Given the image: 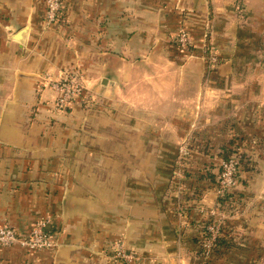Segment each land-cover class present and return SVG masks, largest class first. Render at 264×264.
I'll list each match as a JSON object with an SVG mask.
<instances>
[{
  "label": "crops",
  "instance_id": "crops-1",
  "mask_svg": "<svg viewBox=\"0 0 264 264\" xmlns=\"http://www.w3.org/2000/svg\"><path fill=\"white\" fill-rule=\"evenodd\" d=\"M44 10L43 0H0V226L25 233L49 216L56 242L34 251L0 246V264H121L108 256L118 239L147 258L141 264H196L194 206L215 196L207 191L200 206H187L169 173L194 126L199 140L223 142L230 128L253 142L228 254L231 264H263L264 0H63L51 28ZM183 25L193 43L187 61L173 41ZM207 43L219 59L211 70L201 58ZM71 63L105 104L92 108L88 133L63 136L48 126L68 130L69 121L50 116L53 93L39 82ZM110 100L138 115L115 118ZM129 124L143 127L131 136ZM45 140L55 143L28 144ZM64 157L75 159L59 164ZM178 204L188 207L182 219Z\"/></svg>",
  "mask_w": 264,
  "mask_h": 264
},
{
  "label": "rangeland",
  "instance_id": "rangeland-1",
  "mask_svg": "<svg viewBox=\"0 0 264 264\" xmlns=\"http://www.w3.org/2000/svg\"><path fill=\"white\" fill-rule=\"evenodd\" d=\"M44 3V2H43ZM45 7V5H44ZM63 11V9H62ZM63 12L61 13L60 18L50 24H45V10L43 15V25L45 28H51L54 26L62 17ZM186 26V25H185ZM185 26H180L175 33V37L173 38V41H176V36L181 32V30H185L188 35L190 36V31L185 28ZM191 37V36H190ZM192 40V39H191ZM212 47V51H209L201 55V58L205 61L207 69L209 70L216 68L218 59V54L210 43H207ZM176 48L179 50L178 57H180V61L184 60L187 61L190 57H192L194 54L192 50L189 51L183 50L177 46V44H174ZM203 50V48H202ZM215 57L217 58V62H211L210 58ZM79 64L71 63L68 67L62 69L59 71L58 74L55 76H45L40 78V84L42 87H48L51 89L53 93V98L50 100V106H51V112L49 113L50 116H54V119H59L61 122L65 123L69 121L68 130L63 129L61 130L59 128L55 129L54 127H49L52 130H56L55 134L59 135H65L64 131L66 132H79V131H85L86 133L89 132V122L90 117L91 119L96 118L95 114L93 115L91 111H95L92 108L96 109V105H104L105 102L102 101V99H99L96 101L94 97H92V94L89 92V90L84 85V72ZM72 78L76 80V85L74 83H71L68 85L70 88V92L68 93L65 91V84L62 82H65V79ZM64 85V87H63ZM67 94V96H65ZM106 100V99H104ZM109 105L112 106L115 111H112V114L115 118L126 116L127 119H133L135 116L138 115V110H121V105L119 102H112L106 101ZM94 104V105H93ZM114 105V106H113ZM99 109V108H98ZM68 114V115H66ZM92 114V115H91ZM68 116V117H67ZM104 116V115H100ZM68 118V119H67ZM67 119V120H66ZM70 119V120H69ZM66 120V121H65ZM82 120V121H80ZM87 123V129L82 128V125ZM67 124V123H65ZM51 126V125H50ZM121 125L117 128V134H123L122 128H120ZM138 127V125L129 124V133L132 134ZM149 127V126H147ZM47 128V129H48ZM125 128H128L125 126ZM47 129H44L42 133H47ZM84 129V130H83ZM201 130L200 126H194L192 130V134H190L189 137L182 138L176 147L175 155L171 158V166L172 168H166L169 169V173H171V178L173 179V186L171 189V192L176 194L177 199L179 201L184 202L187 206H194L198 204L199 206L203 203L202 197L204 196L205 192L210 191V193L214 194L215 200L213 205H201V207H195L196 208L193 212L192 217L199 221L200 228H204L207 237L201 238L203 235L202 230L198 229L196 231V236L201 238V243H196L197 248L195 249V257L194 262L196 264H202V259L205 261L210 256L211 251V242L214 241L212 239L210 231L208 230L209 227L218 226L219 232H221V227L223 224H225L226 230L233 232V227H235V224L237 225L240 223V220L236 222L235 219H233L235 216L240 215L241 213H238L240 210V203L239 200H241V196H243L244 191H248L249 187L248 184L246 185L243 181L245 177V173L248 171L249 167L251 166V160L255 161V159L252 156V143L248 139H246L244 136L241 135V133H236L234 131H231L230 128L227 130V139L223 140V142L217 141L214 143L213 140H206V139H200L199 138H193V136L196 137L197 132ZM190 133V132H189ZM129 136V135H128ZM133 136V134L131 135ZM166 141H161V144H164ZM219 142V143H218ZM54 145L55 142L53 141H41V142H29V145L32 146H41L45 147L44 145ZM135 144H137V141H134ZM210 143V144H209ZM219 144H226L228 147H232V149L235 150L237 148V152H240L242 156H245L243 158L242 164L239 163L237 157H229V159H233L237 162L236 170L232 172L231 174L225 173V169L222 167L223 162H227L229 159H223L219 157V153L221 150L219 149ZM255 145V144H254ZM59 146V145H57ZM55 146V147H57ZM69 148H74V141L72 140L69 145H67ZM158 147L163 148V145H158ZM251 158V160H250ZM61 158H58L59 164H67L69 165L73 160L74 157H64L63 162L60 161ZM61 159V160H62ZM169 162V161H168ZM167 160L164 158L162 159V166L165 164H168ZM156 163V162H155ZM245 163V164H244ZM170 166V167H171ZM244 166H247V169H244ZM168 167V166H167ZM230 171V170H229ZM231 172V171H230ZM231 180L233 183L228 184L227 181ZM221 189V192H224L222 194H219V190ZM226 194H232L231 200H223L226 197ZM231 198V197H230ZM226 201L225 204L221 203L220 201ZM178 204L175 209L173 210V213L175 217H179V219H182V217L187 213L186 208L187 206H179ZM182 205V204H181ZM183 208V209H182ZM252 209L250 207L244 212L245 219L247 214L251 213ZM46 217V216H44ZM49 217V216H48ZM42 218V217H41ZM40 218L35 220L31 225L35 224L36 221H38ZM229 219H231L229 221ZM210 220V223L208 221ZM235 220V221H233ZM182 223V222H181ZM249 224V222H246V226ZM182 225V224H181ZM4 226V225H3ZM1 227V226H0ZM19 231V230H18ZM51 231V230H50ZM21 232V231H20ZM28 232V230H27ZM25 232V233H27ZM218 232V234H219ZM241 232V231H239ZM55 233V232H54ZM217 234V235H218ZM201 235V236H200ZM216 235V236H217ZM56 242V241H55ZM122 245V247L125 250H129L130 252H133L136 256L134 261H124L123 259L117 257L115 255L117 251V247ZM12 245V244H11ZM54 248V247H52ZM48 248V249H52ZM47 248H44L43 250H46ZM29 250V249H28ZM41 250V249H40ZM108 256L113 259L116 262H120L121 264H141L142 262L146 261L147 258L143 256V254L137 252L136 250L130 248L127 246L125 240L118 239L115 240L112 244H110ZM197 252H200L197 254ZM241 255H246L243 252H240ZM249 255V254H248ZM247 255V256H248ZM213 263L212 264H231L230 262H235V259H232V256L230 254H223V255H213ZM236 264H240L236 263ZM264 264V262H263Z\"/></svg>",
  "mask_w": 264,
  "mask_h": 264
},
{
  "label": "built area",
  "instance_id": "built-area-1",
  "mask_svg": "<svg viewBox=\"0 0 264 264\" xmlns=\"http://www.w3.org/2000/svg\"><path fill=\"white\" fill-rule=\"evenodd\" d=\"M45 5V24L50 25L54 22H56L62 13L63 9V0H43ZM175 43L177 46L183 50L189 51L193 48V43L191 40V37L188 35V33L185 30H181V32L176 36ZM212 47H210L209 44H206L203 46V54L211 50ZM211 62H217V58L211 57ZM65 82H62L65 84L66 92H70V88L68 87L69 84L74 83L76 85V80L72 78H68L64 80ZM77 86V85H76ZM65 96H67V94ZM73 93V92H70ZM237 162L233 159H229L227 162L222 163V167L225 169V173L231 174L236 170ZM231 172H230V171ZM228 184L233 183L231 180L227 181ZM221 189L219 190V194ZM51 227V218L46 216L40 218L38 221L35 222L34 225H32L31 229H28L27 233H22L18 231L17 229L11 228L9 226H1L0 227V246H8L11 244H18L24 248H27L29 250H43L44 248H52L55 246V233L50 231ZM210 231L212 239H215L216 235L219 232L218 226L209 227L208 229ZM54 233V234H53ZM117 251L115 255L124 261H134L136 258L135 254L133 252H130L129 250H125L122 245L119 244L117 247Z\"/></svg>",
  "mask_w": 264,
  "mask_h": 264
},
{
  "label": "trees",
  "instance_id": "trees-1",
  "mask_svg": "<svg viewBox=\"0 0 264 264\" xmlns=\"http://www.w3.org/2000/svg\"><path fill=\"white\" fill-rule=\"evenodd\" d=\"M219 149L221 150V152L219 153V157L223 158V159H229V157H237L238 161L240 164H242L243 158L245 156H242V154L240 152H237V148L232 149V147H228L226 146V144H219ZM245 164V163H244ZM247 166H244V169ZM231 197V198H230ZM231 200L232 199V194H226V197L223 200ZM221 200L220 202L225 204L226 201ZM208 223H210V220L208 221ZM201 229V228H200ZM199 229V230H200ZM203 232V235L201 236V238H206V232L205 229L202 228L201 229ZM221 232H219V234L215 237L214 241L211 242V251H210V256L207 260H201L202 264H212L213 263V255L219 254V255H223V254H227L230 251H232L233 247H234V237L231 235V232L226 230L225 228V224L222 225L221 227ZM201 238H199L198 236H194L192 239H194L197 243H201L202 241L200 240ZM200 252H197V254H199Z\"/></svg>",
  "mask_w": 264,
  "mask_h": 264
},
{
  "label": "water",
  "instance_id": "water-1",
  "mask_svg": "<svg viewBox=\"0 0 264 264\" xmlns=\"http://www.w3.org/2000/svg\"><path fill=\"white\" fill-rule=\"evenodd\" d=\"M25 31H26V28L25 29H22L20 30L16 36L14 37L17 41L19 42H23L24 41V34H25Z\"/></svg>",
  "mask_w": 264,
  "mask_h": 264
}]
</instances>
